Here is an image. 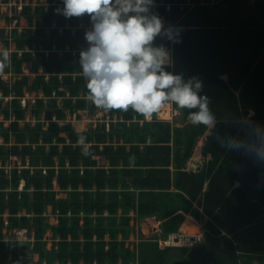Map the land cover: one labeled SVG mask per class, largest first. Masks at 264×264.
Here are the masks:
<instances>
[{
	"label": "trees",
	"instance_id": "trees-1",
	"mask_svg": "<svg viewBox=\"0 0 264 264\" xmlns=\"http://www.w3.org/2000/svg\"><path fill=\"white\" fill-rule=\"evenodd\" d=\"M155 2L182 40L155 43L171 49L168 71L203 81L218 121L211 134L173 104L175 121L112 110L95 126L76 127L68 115L98 110L79 65L91 24L57 14L62 0L23 1L28 26L0 32L10 56L0 70V264H264V167L215 139L235 134L232 118L251 111L264 124V0ZM201 139L202 164L180 176V152ZM187 214H207L200 245L159 248L155 238L178 230ZM146 217L159 232L130 241L143 235L136 219Z\"/></svg>",
	"mask_w": 264,
	"mask_h": 264
},
{
	"label": "clouds",
	"instance_id": "clouds-1",
	"mask_svg": "<svg viewBox=\"0 0 264 264\" xmlns=\"http://www.w3.org/2000/svg\"><path fill=\"white\" fill-rule=\"evenodd\" d=\"M55 12L66 19L89 17L85 31L88 47L79 53V65L87 81V99L99 110L109 112L130 109L151 122L165 105L188 109V121L204 126L211 134L217 117L210 109L204 84L199 77L184 78L167 68L174 65L171 49L157 45V38L179 44L181 29L165 27L163 18L153 9L155 0H62ZM10 63L8 50H0V70ZM254 113L233 117L235 130L215 139L220 147L236 152L254 165L264 167V124L255 121ZM77 144L82 155L89 156L85 136L78 132Z\"/></svg>",
	"mask_w": 264,
	"mask_h": 264
},
{
	"label": "rangeland",
	"instance_id": "rangeland-1",
	"mask_svg": "<svg viewBox=\"0 0 264 264\" xmlns=\"http://www.w3.org/2000/svg\"><path fill=\"white\" fill-rule=\"evenodd\" d=\"M23 1L28 2L29 0H9V1L0 0V32L4 31L5 33H7L13 27H17L19 30H22V28L28 26L27 19L25 17L19 15V11L21 10V4ZM80 113H81L80 119L75 118L74 115L73 116L68 115V118L73 120V123L76 127H79L80 125H82L85 128H89L90 126H95L98 121H101L105 118V116H104L105 112L103 110H99V109L96 110V112H94L93 114L87 109L80 110ZM251 113H253V111H251ZM160 118L161 119H169L172 121H174L176 119V117H174V116L171 117L169 115L167 117H163V115L159 116V114H158V117L156 116L153 119H160ZM178 119H179V116H178ZM202 140L203 139L199 140L197 146L193 149L194 152H197V156L199 155L198 157L195 156V157H197L194 160V162L196 164L195 167H191L190 165H187V160H188V158H190L192 156L191 154H192L193 150H192V152L191 151H184V150H182L180 152V157L183 161V166L181 168H179L180 174L183 173L185 169L197 170L198 166L200 164H202L203 156H202L201 151H200L201 146H202V142H203ZM188 152H190V153H188ZM20 162H21L20 159L15 157V156H12L10 158V163H12V164H14V163L19 164ZM100 163L106 164L107 162L103 157H101ZM51 173H52V170H48V174H51ZM56 188H58L57 185H56ZM65 195H66V193H64V192H60L58 194V196H65ZM46 213L48 214V221L50 223H54L55 218H54V215L52 213L51 207H49L47 209ZM202 221L204 223V220H202ZM149 222L150 223H157V225H158L157 229H155L156 227H154V229L150 228L148 226ZM136 227L143 234V235H141L138 232V234L136 235V238H134L133 236L130 238V241H136V243H140L141 240H146V239L153 240L152 235L155 233H158L160 230L159 222L154 217L139 218L136 221ZM11 232L16 234V236L18 238H29L27 229H14ZM46 236L50 239L51 232L49 230L47 231ZM133 245H134L133 243L130 244V246H133ZM35 259H37V257H35Z\"/></svg>",
	"mask_w": 264,
	"mask_h": 264
},
{
	"label": "built area",
	"instance_id": "built-area-1",
	"mask_svg": "<svg viewBox=\"0 0 264 264\" xmlns=\"http://www.w3.org/2000/svg\"><path fill=\"white\" fill-rule=\"evenodd\" d=\"M161 111H163V109ZM179 114L180 111L174 108L171 104L170 109H168L167 116H174L177 119V116ZM43 171L48 173V170L46 169H44ZM131 215L136 216L137 214L135 212H131ZM137 220L138 219H136V221ZM205 230V226L201 223V220L199 218H196L192 214H187L178 230L169 232L166 237L159 236L158 238H155V240H157L158 246L161 249H164L166 247L198 246L204 239Z\"/></svg>",
	"mask_w": 264,
	"mask_h": 264
},
{
	"label": "bare ground",
	"instance_id": "bare-ground-1",
	"mask_svg": "<svg viewBox=\"0 0 264 264\" xmlns=\"http://www.w3.org/2000/svg\"><path fill=\"white\" fill-rule=\"evenodd\" d=\"M170 107H171V104H168V105H165V107L164 108H162L163 109V111H160V113H159V116H161V115H163V117H167V114H168V109H170ZM156 116H158V115H156V114H154V116H153V118H155ZM192 152V151H191ZM188 153H190V152H188ZM192 156L190 157V158H188V160H187V165H190L191 167H195L196 166V164H195V162H194V160L199 156H197V152H194V150H193V152H192V154H191ZM195 156H197V157H195ZM148 226L150 227V228H153L154 229V227H156L155 229H157V223H148Z\"/></svg>",
	"mask_w": 264,
	"mask_h": 264
},
{
	"label": "crops",
	"instance_id": "crops-1",
	"mask_svg": "<svg viewBox=\"0 0 264 264\" xmlns=\"http://www.w3.org/2000/svg\"><path fill=\"white\" fill-rule=\"evenodd\" d=\"M185 170H187V169H185ZM185 170H184V171H185ZM191 170H195V169H191ZM183 173H184V172H183ZM183 173L180 174V171H179V175H180V176H182ZM131 212H134V211H131ZM130 214H131V213H130ZM205 215H207V214H202V216L199 218V219L201 220V223H202V224H204L202 220L205 221V218H206ZM158 229H159V228H158ZM138 231H139V230H138Z\"/></svg>",
	"mask_w": 264,
	"mask_h": 264
}]
</instances>
